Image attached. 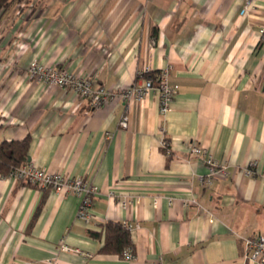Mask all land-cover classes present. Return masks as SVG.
<instances>
[{
	"label": "crops",
	"instance_id": "0c3cea01",
	"mask_svg": "<svg viewBox=\"0 0 264 264\" xmlns=\"http://www.w3.org/2000/svg\"><path fill=\"white\" fill-rule=\"evenodd\" d=\"M244 5L24 0L0 18V142L29 137L28 162L98 192L85 222L76 196L0 175V264H251L241 238L264 237V177L245 174L252 162L264 173V0ZM33 59L112 92L168 68L178 91L165 115L153 92L92 108L30 79ZM195 144L226 178L205 186ZM107 222L133 227V260L100 253Z\"/></svg>",
	"mask_w": 264,
	"mask_h": 264
},
{
	"label": "built area",
	"instance_id": "2783aa9c",
	"mask_svg": "<svg viewBox=\"0 0 264 264\" xmlns=\"http://www.w3.org/2000/svg\"><path fill=\"white\" fill-rule=\"evenodd\" d=\"M254 0H244L245 5L242 13L249 9ZM260 35L264 40V26L260 29ZM169 70L162 69L154 74L146 75L141 85H134L130 88L123 89L119 92L108 91L102 87L94 88L93 81L86 77L77 75L65 69H57L52 66L44 65L33 59L27 68V73L30 79L42 84L47 89L60 88L73 91L79 98L87 99L92 108H96L106 103L107 101L118 100L121 103L129 101L141 102L150 93H155L158 97L159 112L161 115L167 114L171 110L172 102L178 91V86L169 84ZM129 117L124 114L119 122L121 129L128 127ZM161 147L166 154H169L168 143L165 140L161 141ZM190 157L201 159L207 166V175L202 178L205 186H211L217 179L227 177L226 167L214 160L208 150L200 145H191ZM245 174L249 177H264L257 167L256 162H252L245 169ZM18 183L33 186L42 190H52L57 194L69 193L76 196L80 203L78 207L77 217L85 222H88L92 217V207L98 192L96 188L81 178L65 177L59 173H48L37 168L30 162L21 166L12 168L5 176ZM115 197V195H110ZM117 203L123 208H127L129 198L127 196L115 197ZM194 202V200H191ZM123 226L130 231L133 230L131 225L123 223ZM246 259L251 264H264V237L258 236L255 238H241ZM61 248L65 251L70 250L67 246L62 245ZM124 259L131 261L134 259L131 248H127L123 253ZM161 257L155 259L151 264H163Z\"/></svg>",
	"mask_w": 264,
	"mask_h": 264
},
{
	"label": "trees",
	"instance_id": "16d2710c",
	"mask_svg": "<svg viewBox=\"0 0 264 264\" xmlns=\"http://www.w3.org/2000/svg\"><path fill=\"white\" fill-rule=\"evenodd\" d=\"M24 0H0V18L13 6ZM264 88V86H263ZM30 138L22 141L0 142V175L6 176L12 168L28 162ZM29 186V185H26ZM33 187V186H30ZM103 254H116L120 257L127 248H132L130 232L120 222H107L104 225ZM98 236L96 233H92Z\"/></svg>",
	"mask_w": 264,
	"mask_h": 264
}]
</instances>
